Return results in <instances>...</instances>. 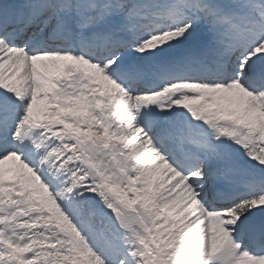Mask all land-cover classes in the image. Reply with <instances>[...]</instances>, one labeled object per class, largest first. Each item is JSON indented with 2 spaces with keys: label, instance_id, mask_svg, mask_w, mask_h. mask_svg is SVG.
<instances>
[{
  "label": "snow or ice",
  "instance_id": "snow-or-ice-1",
  "mask_svg": "<svg viewBox=\"0 0 264 264\" xmlns=\"http://www.w3.org/2000/svg\"><path fill=\"white\" fill-rule=\"evenodd\" d=\"M0 264H264V0H0Z\"/></svg>",
  "mask_w": 264,
  "mask_h": 264
},
{
  "label": "rangeland",
  "instance_id": "rangeland-1",
  "mask_svg": "<svg viewBox=\"0 0 264 264\" xmlns=\"http://www.w3.org/2000/svg\"><path fill=\"white\" fill-rule=\"evenodd\" d=\"M6 168H9V167H14V162L12 161H7L5 162V165H4Z\"/></svg>",
  "mask_w": 264,
  "mask_h": 264
}]
</instances>
